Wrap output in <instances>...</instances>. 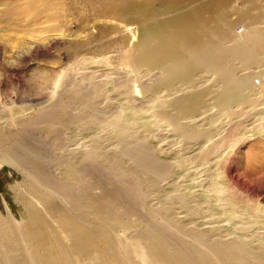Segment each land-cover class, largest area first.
Returning a JSON list of instances; mask_svg holds the SVG:
<instances>
[{
  "label": "rangeland",
  "instance_id": "obj_1",
  "mask_svg": "<svg viewBox=\"0 0 264 264\" xmlns=\"http://www.w3.org/2000/svg\"><path fill=\"white\" fill-rule=\"evenodd\" d=\"M210 1L231 19L252 4L264 31V0H0V215L36 227L42 257L264 264V101L231 117L202 107L183 119L203 131L190 138L159 105L166 90L146 88L155 76L124 66L133 36L146 39L154 20ZM203 74L199 85L218 87ZM13 154L25 165L3 158ZM27 169L56 195L32 187ZM65 216L92 232L85 250L61 227ZM24 239L0 233V264H31Z\"/></svg>",
  "mask_w": 264,
  "mask_h": 264
},
{
  "label": "bare ground",
  "instance_id": "obj_2",
  "mask_svg": "<svg viewBox=\"0 0 264 264\" xmlns=\"http://www.w3.org/2000/svg\"><path fill=\"white\" fill-rule=\"evenodd\" d=\"M212 5L216 7L215 10L212 9ZM219 6L218 3L210 1L194 9L183 6L172 7L180 13H171L168 19L154 20L147 26L146 39L141 40L133 36L136 43L125 51L124 66L128 68V71L135 72L136 76L140 75L143 69L146 70L145 73L155 76L146 88L166 90V98L162 99L159 105L163 104L165 108L172 107L170 124L182 129L190 138L201 136L203 131L188 128L183 119L193 118L202 107L209 104L215 105L218 110L231 117L240 112L237 107L241 109L255 107L264 101V70L255 74L254 72L252 74V71L251 73L247 71L246 74L241 73L252 66L259 67L264 64V31L254 26L255 18L249 11L253 5L239 12L235 19L230 18V12L220 10L224 6L220 8ZM208 10L211 11L206 12ZM140 13L143 16L148 15L143 9ZM167 14L160 12L156 13V16L163 17ZM204 72L214 74L216 79L214 78L213 82L216 80L218 83V87L214 90H210L209 86L199 85L200 77H196V74ZM177 83L180 85L181 93L174 89ZM137 86L134 85L132 91H138ZM135 100L136 98L131 99L134 104H136ZM3 158L11 164L25 165V158L20 154L5 155ZM26 173L32 187L41 186L50 193L55 191L53 187L45 184L44 178L38 173L28 169ZM16 188L26 191L22 184ZM56 193L54 192L53 195ZM61 195L67 201H71L73 207L76 197L66 192ZM34 217L35 215L31 212V219L33 220ZM6 220L7 218L0 215V233L8 230L11 234L25 238V250L31 255L28 262L65 264V259L61 258L60 252L58 255L62 261L56 256L50 258L51 255L46 258L45 255L42 257L39 254L38 250L43 247L44 239L40 237L39 242L35 243L36 234L39 232L36 227L26 228L24 222L19 223L15 220V223L14 221L7 223ZM59 222L63 229L68 228L76 234L74 237L80 241L79 249L85 250L92 236L90 229L82 224L83 227H81L68 216ZM53 258H56L55 261L52 260ZM20 263L23 264V262ZM7 264L18 263L8 261Z\"/></svg>",
  "mask_w": 264,
  "mask_h": 264
}]
</instances>
